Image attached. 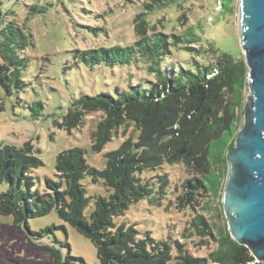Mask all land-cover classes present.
I'll list each match as a JSON object with an SVG mask.
<instances>
[{
    "label": "trees",
    "instance_id": "trees-1",
    "mask_svg": "<svg viewBox=\"0 0 264 264\" xmlns=\"http://www.w3.org/2000/svg\"><path fill=\"white\" fill-rule=\"evenodd\" d=\"M170 0H151L145 4L151 11L165 6ZM226 5V4H224ZM36 12L44 7L31 6ZM230 11L232 9L230 8ZM10 10L4 11L0 0V86L7 92L22 89L26 83L22 71L28 60L24 56L30 44L25 28ZM145 13H139L137 39L130 45H113L84 51L91 63L131 64L140 62L154 75L149 85H133L131 92L112 95L101 92L82 94L72 102L61 126L68 130L84 124L86 116L103 112V118L92 135V150L101 152L122 127L134 126L136 137L129 136L119 148L106 154V167L90 165L85 150L74 147L56 158L57 180L46 178L44 191L34 188V169L44 164L34 152L31 142L18 148L0 144V210L8 211L15 222L27 224L30 217H39L55 210L79 233L90 238L97 248L98 264H167L172 259L173 245L157 240L150 232L139 236L134 226L117 225L114 217L125 214L130 205L143 199L158 201L155 190L140 175L146 169L155 170L165 164H183L190 177L180 185L176 206L180 210H196L205 198L218 200V218L223 224L208 222L197 214L186 231L212 236L217 247L208 258L195 257L177 243L179 264H249L255 261L251 251L239 244L228 230L222 208V193L228 175V151L235 145L243 125L249 68L243 57L222 53L208 65L195 60L180 68L164 66L173 47L185 45L197 51L201 35L192 26L182 34H148ZM214 53V46L207 48ZM4 109L0 103V111ZM90 176L94 183L103 181L108 194L96 195L95 208L90 216L85 210L90 203L82 179ZM157 192L165 193L168 183L160 175ZM207 209V207H203ZM49 229H45L48 231ZM41 234V233H40ZM59 254V249H53ZM86 262L68 254L59 255V263ZM260 263V262H258ZM257 264V263H256Z\"/></svg>",
    "mask_w": 264,
    "mask_h": 264
},
{
    "label": "rangeland",
    "instance_id": "rangeland-1",
    "mask_svg": "<svg viewBox=\"0 0 264 264\" xmlns=\"http://www.w3.org/2000/svg\"><path fill=\"white\" fill-rule=\"evenodd\" d=\"M1 1L3 10L13 12L25 28L30 44L24 52L28 60L22 71L25 87L7 92L0 86V103L4 106L0 111V144L21 148L27 142L32 143L34 152L44 162L32 172L34 188L41 192L46 189V178L57 180L56 158L63 151L80 147L85 150L90 165L104 169L106 154L119 148L129 136L136 137L134 126L122 127L101 152H94L92 135L103 112L87 115L82 126L71 130L60 124L72 102L82 94L108 92L116 96L118 90L131 92L133 85L147 87V81L154 79L142 60L131 64H97L87 62L84 56L89 54H82L99 47L132 44L137 39L134 19L139 13H145L148 34H182L192 26L201 35V43L195 45L197 51L191 52L185 45L173 47L164 61L165 67L180 68L192 60L208 65L222 53L245 59L240 36L241 0H170L151 11L145 7L151 0ZM32 5L45 9L36 12L31 9ZM212 45L214 53L207 50ZM248 93L249 89L246 97ZM140 175L155 190L158 201L143 199L133 203L125 214L115 216L114 222L134 226L139 236L150 232L157 240L170 241L173 257L167 264H179L176 259L180 254L178 242L193 256L208 258L217 247L213 237L199 235L194 230L190 234L186 230L197 214H203L208 222L223 224L217 216L219 201L205 198L202 207L196 210L178 209L175 200L181 191L180 185L190 177L181 163L146 169ZM160 175L168 178L165 193L157 192L161 185ZM82 184L90 197L85 210L89 217L95 208L94 196H105L108 192L103 181L94 183L90 176L83 178ZM7 187L6 183H1L0 191ZM60 254L82 258L86 264L99 262L97 248L91 239L79 233L55 210L30 217L27 224L15 222L11 213L0 210V264H61ZM70 261L80 264L73 258ZM256 263L264 264L256 259L249 264Z\"/></svg>",
    "mask_w": 264,
    "mask_h": 264
},
{
    "label": "water",
    "instance_id": "water-1",
    "mask_svg": "<svg viewBox=\"0 0 264 264\" xmlns=\"http://www.w3.org/2000/svg\"><path fill=\"white\" fill-rule=\"evenodd\" d=\"M240 36L249 93L243 126L227 154L222 206L232 238L264 262V0H241Z\"/></svg>",
    "mask_w": 264,
    "mask_h": 264
}]
</instances>
